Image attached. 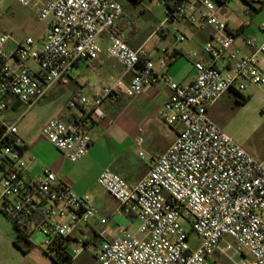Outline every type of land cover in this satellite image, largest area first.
I'll return each mask as SVG.
<instances>
[{
	"label": "built area",
	"instance_id": "2783aa9c",
	"mask_svg": "<svg viewBox=\"0 0 264 264\" xmlns=\"http://www.w3.org/2000/svg\"><path fill=\"white\" fill-rule=\"evenodd\" d=\"M29 8L41 3L36 18L48 21L41 41L25 38L8 49L10 35L0 30V214L24 234L37 232L50 257L66 250L72 262L85 250V240L69 249L72 237L97 215L87 197H79L55 175L42 170L28 177L25 146L16 122L5 114L15 105L32 107L57 83H66L81 63L104 55L118 63L122 79L90 96L76 94L68 107L79 111L72 121L50 120L41 133L71 164L88 152L91 138L86 119L120 94L140 95L145 88L167 90L161 118L175 134L147 174L135 185L104 170L97 184L122 213L136 221L133 232L119 229L111 236L110 222H97L96 264H264V165L228 137L208 117V108L228 92L242 94L264 86L259 57L264 43L243 39L247 54L235 46L236 30L215 15L213 0H150L162 4L164 19L150 37L163 36L171 25L208 30L207 41L185 54L195 72L186 84L166 74L172 52L157 57L143 46L131 49L117 32L123 9L116 0H16ZM243 15L264 13V0H244ZM264 31V24L260 25ZM139 142L141 140H138ZM189 225L184 229L179 221ZM198 240L192 249L189 237ZM29 239V234L26 235ZM236 258H239L236 261Z\"/></svg>",
	"mask_w": 264,
	"mask_h": 264
},
{
	"label": "crops",
	"instance_id": "0c3cea01",
	"mask_svg": "<svg viewBox=\"0 0 264 264\" xmlns=\"http://www.w3.org/2000/svg\"><path fill=\"white\" fill-rule=\"evenodd\" d=\"M40 4L37 3L30 8L37 12ZM262 13L257 12L246 23L237 21L235 26L232 27L226 22L229 28L236 30L237 35L234 44L243 54L249 52L242 42L243 39H254L258 44L264 43V31L259 28L261 24H264ZM215 15L222 20L216 8ZM167 26L172 28L171 25ZM48 28L49 22L46 31L36 41H41L44 38ZM177 28L179 33L185 36L183 42H178L174 35H170L166 27L165 34L161 37L158 36L159 41L150 47L147 46L153 36H149L142 41L130 39L124 42L131 49L143 46L147 53L154 58L159 55L161 49L172 52L173 60L168 65L166 74L173 82L186 84L194 78L195 72L185 54L200 49L208 39V30L198 29L187 24H179ZM120 36L124 38L123 32ZM10 37L11 39L7 44L8 49L14 48L17 43L22 41V39H13L11 35ZM179 59H185V61L178 64ZM259 67L264 72V56L259 57ZM119 79H122L124 85H126L130 77L129 75L123 76L122 69L118 63L106 58L104 55L99 56L95 61L79 64L73 70L66 83H57L49 91V93L53 91V105L57 111L56 118L65 122L72 121L79 114L76 108L68 107V102L72 96L76 94L90 96L107 85H113ZM166 96L167 90L163 87L145 88L140 95L126 96L121 93L117 101L105 102L86 119L91 145L87 154L77 164L73 165L71 169H78L84 166L87 169L94 168V183L99 188L101 187L97 184V179L104 170H110L130 186L138 183L147 174L153 161L164 153L175 140L174 132L164 124L161 118L162 105ZM241 96L246 99L245 104L242 106L238 104L239 96L236 93L228 92L224 94L215 104L208 108L207 114L209 119L220 128L217 122L218 117L228 107L234 113L252 108L250 109V122L256 124L255 127L259 133L253 144L252 142L244 141L240 147L253 159L264 165V86L260 88L250 86ZM16 107L17 105L14 106L13 110ZM9 113L11 114L12 111L5 114V117L9 116ZM138 140L141 141L139 142ZM23 144L25 146L24 158L28 160L25 157L27 145ZM66 162L68 161L57 151V156L53 160V174L57 181L69 186L79 197H87L97 211V215L89 225L76 233L71 239V242H74L75 245L77 241L85 240L86 248L84 252L73 261V264L76 262L81 264L90 260L89 256L86 255L89 247H92L95 252L98 240L94 233L99 219L105 218L109 220L110 229H112L111 236L119 234V229H129L130 225L119 219V211H122L116 201L102 188L114 203L104 198L103 194L96 193L91 186L77 189L78 183L70 179L68 171L63 170V165ZM41 169L27 164L28 177L38 175ZM129 221L133 224L132 229H135L137 226L136 221L132 219H129ZM122 225H124V228ZM94 252L91 255L93 261Z\"/></svg>",
	"mask_w": 264,
	"mask_h": 264
},
{
	"label": "rangeland",
	"instance_id": "374dc122",
	"mask_svg": "<svg viewBox=\"0 0 264 264\" xmlns=\"http://www.w3.org/2000/svg\"><path fill=\"white\" fill-rule=\"evenodd\" d=\"M119 2L123 9V16L120 19V23L125 24L123 31V40L134 41L147 39L154 29L164 19L162 4H152L150 0H116ZM216 10L219 16L225 22H228L229 26H235L237 21H249V17L243 15L244 2L243 0H226L223 3L216 2ZM264 17V13L261 14ZM48 21H38L36 18V12L29 8L21 7L17 4L16 0H0V29L4 30L7 34H10L15 40H24L25 38H31L37 40L46 31ZM170 35H173V29L166 26ZM159 41L157 35L153 36L147 47L155 44ZM185 59H179V63H183ZM247 109V108H246ZM250 109L240 110L238 113H234L228 107L218 117V125L221 130L230 137L237 145L241 146V143L252 142L258 135V130L255 127L254 122L251 121ZM57 111L53 105V91L48 93L38 103H35L32 107L26 108L23 105H19L6 116V123L11 124L16 122V128L18 136L22 143L27 145L26 155L28 158L27 163L29 166L42 168V170H48L53 173V160L57 156V150L48 143L41 131L45 125L53 119H58ZM255 128V129H254ZM78 163V162H77ZM76 163V164H77ZM75 164L66 162L63 165V170L69 172L70 179L77 182V189H83L86 186H91L95 192L103 194L104 198L112 201L111 198L105 194V192L94 183V168L87 169V167L71 169ZM119 219L127 223L129 229L127 232H133V224L129 219L119 211ZM179 224L186 230L189 229V225L183 220L179 221ZM121 225V223H120ZM124 228V225H122ZM29 229L25 232L29 234L28 248L27 243L17 238V232L12 225L0 214V264H54L47 253L46 248L42 244V237L37 232H31ZM17 242V243H15ZM198 244V240L194 234L189 237V245L194 249ZM76 248L74 242L69 243V249ZM94 250L92 247L87 249L86 255L89 256V262H83L81 264H96L91 255ZM239 258H236L238 261ZM216 264H225L217 256L214 259ZM74 264H77L74 263Z\"/></svg>",
	"mask_w": 264,
	"mask_h": 264
},
{
	"label": "trees",
	"instance_id": "16d2710c",
	"mask_svg": "<svg viewBox=\"0 0 264 264\" xmlns=\"http://www.w3.org/2000/svg\"><path fill=\"white\" fill-rule=\"evenodd\" d=\"M215 1L219 2V3H223L226 0H215ZM124 29H125V24L123 21V23H119V25L117 26L118 34H121L124 31ZM236 95L239 96L238 104L240 106L244 105L246 102V99L242 98L241 94L236 93ZM0 132H1V129H0ZM13 228L18 233L17 238L24 240L27 243L28 248H29L30 244L26 240L25 234L20 229H17L16 227H13ZM15 243H17V242H15ZM50 258L54 264H73L71 257L66 250H63L61 252L58 251L53 255V257H50Z\"/></svg>",
	"mask_w": 264,
	"mask_h": 264
}]
</instances>
